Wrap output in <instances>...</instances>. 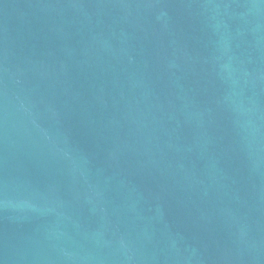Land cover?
Instances as JSON below:
<instances>
[{
	"label": "water",
	"instance_id": "95a60500",
	"mask_svg": "<svg viewBox=\"0 0 264 264\" xmlns=\"http://www.w3.org/2000/svg\"><path fill=\"white\" fill-rule=\"evenodd\" d=\"M0 264H264V0H0Z\"/></svg>",
	"mask_w": 264,
	"mask_h": 264
}]
</instances>
